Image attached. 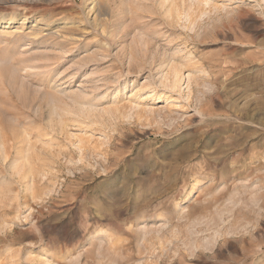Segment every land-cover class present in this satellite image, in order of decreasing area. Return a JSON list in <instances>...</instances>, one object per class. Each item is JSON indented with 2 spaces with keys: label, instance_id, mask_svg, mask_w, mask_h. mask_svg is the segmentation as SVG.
Instances as JSON below:
<instances>
[{
  "label": "rangeland",
  "instance_id": "rangeland-1",
  "mask_svg": "<svg viewBox=\"0 0 264 264\" xmlns=\"http://www.w3.org/2000/svg\"><path fill=\"white\" fill-rule=\"evenodd\" d=\"M0 264H264V0H0Z\"/></svg>",
  "mask_w": 264,
  "mask_h": 264
},
{
  "label": "bare ground",
  "instance_id": "bare-ground-1",
  "mask_svg": "<svg viewBox=\"0 0 264 264\" xmlns=\"http://www.w3.org/2000/svg\"><path fill=\"white\" fill-rule=\"evenodd\" d=\"M9 26V25H8ZM20 30V29H19ZM4 32V31H3ZM2 34V33H1Z\"/></svg>",
  "mask_w": 264,
  "mask_h": 264
}]
</instances>
